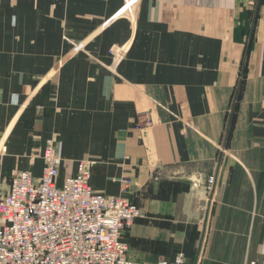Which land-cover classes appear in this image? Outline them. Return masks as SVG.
Here are the masks:
<instances>
[{"label":"crops","instance_id":"0c3cea01","mask_svg":"<svg viewBox=\"0 0 264 264\" xmlns=\"http://www.w3.org/2000/svg\"><path fill=\"white\" fill-rule=\"evenodd\" d=\"M124 4L0 0V191L53 140L59 184L80 160L98 193L132 179L133 260L261 264L264 0Z\"/></svg>","mask_w":264,"mask_h":264},{"label":"built area","instance_id":"2783aa9c","mask_svg":"<svg viewBox=\"0 0 264 264\" xmlns=\"http://www.w3.org/2000/svg\"><path fill=\"white\" fill-rule=\"evenodd\" d=\"M137 2L125 0L119 15L133 16ZM83 46L76 45L75 52ZM110 52L116 60L124 54L120 45ZM43 160L40 179L30 170L14 169L9 191H0V264H144L130 258L124 240L126 227L141 216V209L125 196L132 179L121 178L119 195L98 193L90 183L91 163L80 160L76 174L59 184L62 159L53 140ZM215 183V176H209L208 190ZM183 260L179 253L176 263Z\"/></svg>","mask_w":264,"mask_h":264},{"label":"rangeland","instance_id":"374dc122","mask_svg":"<svg viewBox=\"0 0 264 264\" xmlns=\"http://www.w3.org/2000/svg\"><path fill=\"white\" fill-rule=\"evenodd\" d=\"M142 214H143V212H142V210H141V216H142ZM139 217H140V216H139ZM139 217H138V218H139ZM134 222H135V221H134ZM134 222H133V223H134ZM129 227H130V226L126 227L125 233H126V231L128 230ZM124 235H125V234H124Z\"/></svg>","mask_w":264,"mask_h":264}]
</instances>
